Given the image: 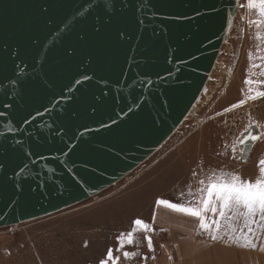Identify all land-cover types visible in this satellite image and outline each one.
<instances>
[{"label": "water", "instance_id": "95a60500", "mask_svg": "<svg viewBox=\"0 0 264 264\" xmlns=\"http://www.w3.org/2000/svg\"><path fill=\"white\" fill-rule=\"evenodd\" d=\"M239 10L0 0V229L68 211L141 168L207 92Z\"/></svg>", "mask_w": 264, "mask_h": 264}, {"label": "rangeland", "instance_id": "374dc122", "mask_svg": "<svg viewBox=\"0 0 264 264\" xmlns=\"http://www.w3.org/2000/svg\"><path fill=\"white\" fill-rule=\"evenodd\" d=\"M239 8L207 92L169 141L141 168L96 198L49 218L0 229V264L148 262L162 249L160 234L164 232L174 241L213 239L217 235L246 245L243 230L256 245L251 248L264 250V227L258 226L264 221L259 213L251 233L244 218L231 212V219L222 220L216 232L215 225L206 231L200 228L199 218L158 203L163 199L201 207V197L207 195L201 189L217 178L228 180L236 175L252 183L260 178L264 96L249 97L264 92V22L254 23L264 21V17L249 8L248 0H239ZM248 80L253 83L248 84ZM258 131L259 140L245 155L243 151ZM204 215L209 222L220 220L218 211ZM137 219L148 229L135 225ZM129 233H133L131 244ZM125 252L135 255L126 257Z\"/></svg>", "mask_w": 264, "mask_h": 264}, {"label": "snow or ice", "instance_id": "6c2138e0", "mask_svg": "<svg viewBox=\"0 0 264 264\" xmlns=\"http://www.w3.org/2000/svg\"><path fill=\"white\" fill-rule=\"evenodd\" d=\"M249 8H255L260 17H264V0H248ZM264 21H255L254 23H262ZM88 79V77H85ZM248 84L253 83V81L248 80ZM260 96H264V92H258L255 96H250L249 99H256ZM253 139H258V137H253ZM260 178H258L254 183L242 181L239 176L233 175L231 179H223L222 177L217 178L216 181L211 182L206 189H201V192L207 193L206 197H201L200 204L201 207H191L184 206L177 203H171L168 200H160L158 203L164 207L170 208L176 212L185 213L192 217L199 218L200 228L206 231H212V225H215V231L219 232L221 227V221L225 219H231L228 217V213L231 212L233 216L243 217L245 220V227L249 233L252 232L251 225L256 223L254 217L257 213L260 214V220L264 221V161L260 162ZM203 183V182H201ZM218 203V207H217ZM244 209V211H241ZM211 211L213 213L219 212L220 220L213 219L208 221L205 212ZM135 225L141 226L142 230H147L148 225L142 220H135ZM259 227H264V224L258 225ZM235 233L236 228H232ZM241 235L244 236L246 240V246L255 247L252 239H250L241 230ZM217 235L213 236V239H219ZM133 233L128 234V243H133ZM149 246L151 247V238H148ZM126 257H131L135 255L134 253L125 252L123 253ZM113 257L111 252L108 254V260ZM101 264H108V261H102Z\"/></svg>", "mask_w": 264, "mask_h": 264}, {"label": "crops", "instance_id": "0c3cea01", "mask_svg": "<svg viewBox=\"0 0 264 264\" xmlns=\"http://www.w3.org/2000/svg\"><path fill=\"white\" fill-rule=\"evenodd\" d=\"M160 235L162 249L148 262L129 263L119 260L108 264H264V250L250 246L223 239L174 241L167 232Z\"/></svg>", "mask_w": 264, "mask_h": 264}, {"label": "bare ground", "instance_id": "6f19581e", "mask_svg": "<svg viewBox=\"0 0 264 264\" xmlns=\"http://www.w3.org/2000/svg\"><path fill=\"white\" fill-rule=\"evenodd\" d=\"M236 17H237V16H236ZM236 17H235V18H236ZM234 22H235V21H234ZM232 28H233V27H232ZM229 36H230V34H229Z\"/></svg>", "mask_w": 264, "mask_h": 264}]
</instances>
